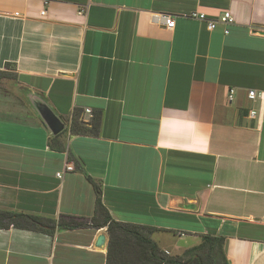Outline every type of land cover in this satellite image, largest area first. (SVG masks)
<instances>
[{"label": "crops", "instance_id": "obj_1", "mask_svg": "<svg viewBox=\"0 0 264 264\" xmlns=\"http://www.w3.org/2000/svg\"><path fill=\"white\" fill-rule=\"evenodd\" d=\"M194 11L234 22L210 30ZM0 70V210L92 217L86 171L167 253L211 234L231 264H264V106L251 119L247 97L264 91V0H0ZM30 92L69 125L101 112L99 135L68 128L54 150ZM101 232L0 228V264H106Z\"/></svg>", "mask_w": 264, "mask_h": 264}, {"label": "trees", "instance_id": "obj_2", "mask_svg": "<svg viewBox=\"0 0 264 264\" xmlns=\"http://www.w3.org/2000/svg\"><path fill=\"white\" fill-rule=\"evenodd\" d=\"M7 76L5 71L0 70V79ZM101 122V112H95L89 122L80 121L74 116L69 129L73 134L98 136ZM63 133L50 134L49 142L54 150L65 151L64 143L60 140ZM84 173L96 193L95 212L92 217L62 215L59 219H53L0 210V228L30 229L54 236L58 229L107 227L109 242L106 264H231L224 236L206 234L202 236L201 243L185 249L182 254H168L153 238L155 232L163 229L114 219L103 203L102 184L86 171Z\"/></svg>", "mask_w": 264, "mask_h": 264}, {"label": "built area", "instance_id": "obj_3", "mask_svg": "<svg viewBox=\"0 0 264 264\" xmlns=\"http://www.w3.org/2000/svg\"><path fill=\"white\" fill-rule=\"evenodd\" d=\"M85 13V9H81L79 11L80 15H84ZM42 16L46 15V11L43 10L41 12ZM191 18H194L196 20H201V21H207V26L208 29L212 30L215 29L219 24H223L225 26L230 25L234 22V18L232 16V13L230 11H225L218 19H213V20H209L207 15L204 12H199V11H194L190 14ZM166 26L170 29H172L175 26V19L171 16H167L166 17ZM225 32H228V29H225ZM236 97V89L232 88L229 90L228 93V100L230 102L234 101ZM247 97L248 99L253 102H259V108L258 107H252L249 111V117L251 119H260V115H261V111L263 109L264 106V91L263 90H259L256 88H250L247 90ZM86 112L92 114V110L87 109ZM259 123V122H258ZM74 170V166L73 163H68L66 165V171H72ZM64 174V172H60L57 175L59 177H62Z\"/></svg>", "mask_w": 264, "mask_h": 264}, {"label": "water", "instance_id": "obj_4", "mask_svg": "<svg viewBox=\"0 0 264 264\" xmlns=\"http://www.w3.org/2000/svg\"><path fill=\"white\" fill-rule=\"evenodd\" d=\"M29 102L39 115L43 125L52 135H59L69 128L68 121L59 115L50 102L38 93H28ZM108 234L101 232L96 240L95 246L106 249L108 245Z\"/></svg>", "mask_w": 264, "mask_h": 264}, {"label": "rangeland", "instance_id": "obj_5", "mask_svg": "<svg viewBox=\"0 0 264 264\" xmlns=\"http://www.w3.org/2000/svg\"><path fill=\"white\" fill-rule=\"evenodd\" d=\"M169 254V253H168ZM171 255V254H170Z\"/></svg>", "mask_w": 264, "mask_h": 264}]
</instances>
